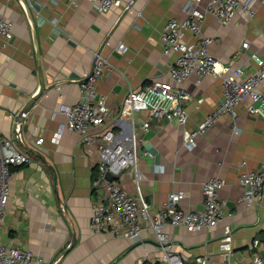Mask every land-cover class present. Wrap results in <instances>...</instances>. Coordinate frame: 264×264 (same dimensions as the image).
<instances>
[{"label":"crops","instance_id":"crops-1","mask_svg":"<svg viewBox=\"0 0 264 264\" xmlns=\"http://www.w3.org/2000/svg\"><path fill=\"white\" fill-rule=\"evenodd\" d=\"M33 3L29 13L20 0H0V16L13 22V37L0 40V127L5 137L32 156L30 164L13 169L7 215L0 227L2 242L41 257L43 262L36 264H159L164 260L147 222L137 239L91 229L94 205L102 200L94 185L98 159L87 153L76 131L66 129L58 143L52 141L59 123L66 121L62 104L79 101L81 84L101 55L112 66L97 86L112 110L108 126L137 131L136 163L142 174L137 181L134 168L127 167L112 180L132 195L142 194L155 213L175 191L186 193L183 208L201 209L203 183L211 176L222 177L225 184L218 196L224 203L223 217L217 225L198 231L168 224L171 249L186 261L207 257L208 264H251L256 255L264 259V185L248 205L242 200L245 187L240 182L242 173L264 167V115L250 111V106L260 103L246 97L235 107L236 126L226 114L212 128L185 141V132L194 131L225 98L227 72L204 77L192 73L181 84L191 96L183 105L185 123L148 111L137 113L134 123L120 120L123 100L131 89L153 81L174 83L170 67L178 52H164L161 33L171 18L186 17L187 0H124L107 11H98L92 0ZM253 7L254 16L239 9L228 25L209 14L203 26V34L213 38L210 54L231 69L242 66L246 76L258 70L253 53L264 60L263 0H255ZM195 39L187 33L188 41ZM120 42L126 51L118 48ZM43 79L46 90L23 119L19 114L40 91ZM145 120L150 123L147 130ZM41 136L45 140L37 144ZM228 231L230 253L222 247Z\"/></svg>","mask_w":264,"mask_h":264},{"label":"built area","instance_id":"built-area-1","mask_svg":"<svg viewBox=\"0 0 264 264\" xmlns=\"http://www.w3.org/2000/svg\"><path fill=\"white\" fill-rule=\"evenodd\" d=\"M71 1L76 3L77 0ZM92 1L98 11H107L112 7L120 6L124 0ZM254 1L187 0L184 8L186 17L171 18L161 33L164 52H178L177 58L170 67V77L174 83L153 81L137 89H131L123 100L120 120L134 123L137 113L148 111L150 115L158 118L170 121L177 119L179 123H185L187 114L183 105L191 96L181 84L192 73L204 77L208 74L222 75L227 72V75L223 76L225 98L194 131L185 132V141L212 128L218 119L226 114L233 118L235 125L237 118L235 107L248 96L252 97L254 102L260 103V105L250 106V111L264 115V89L260 88L264 83V60L257 52L253 53L251 57L258 62V70L255 74L246 76L242 66L231 69L210 54L209 45L213 42V38L203 34V26L209 14L228 25L239 9L254 16L256 13L253 7ZM27 3L30 8L34 5L33 0H27ZM188 32L196 38L195 41L187 40ZM12 37L13 22L0 16V40L8 42ZM245 45L249 47V42L247 41ZM118 48L122 51L127 50V46L122 42L118 44ZM111 68L109 58L97 56L92 74L81 84L79 101L74 105L62 104L60 110L66 115V121L59 123L52 136V141L58 143L66 129L76 131L80 134V140L87 153L98 159L99 175L94 185L100 192L102 200L94 205L90 220L91 229L94 232L108 229L117 237L137 239L144 229L143 222H147L154 229L157 241L164 252V260L159 264H208L207 257H197L195 260L186 261L179 253L171 249L170 237L165 227L168 224L180 225L190 231H198L217 225L224 215V203L220 200L218 192L225 184V180L220 176H211L203 183L204 201L201 209L183 208L181 203L186 198V193L175 191L158 205L155 213H152L150 204L142 194L132 195L117 182L109 179L106 176L108 172L117 174L127 167L134 168L137 181L142 179L136 163L137 131H129V129L116 131L108 126L107 122L112 116V110L108 98L100 95L97 90L100 78ZM241 77L244 78L240 79ZM52 117L54 118L55 115ZM149 125V121L143 122L144 129L147 130ZM235 126V131H238ZM20 128L21 124L16 123L17 132ZM44 140L41 136L36 143L42 144ZM148 154L147 150L143 153L145 156ZM31 162L32 156L21 150L14 139L5 137L0 127V227L7 215L13 169ZM245 163L244 161L243 164ZM240 182L245 187L242 200L248 205L253 204L264 185V167L260 171L242 173ZM228 233L223 239L222 247L230 253L232 237L230 231ZM42 262L41 257H35L27 250L5 245L0 235V264ZM251 264H264V259L256 255Z\"/></svg>","mask_w":264,"mask_h":264},{"label":"water","instance_id":"water-1","mask_svg":"<svg viewBox=\"0 0 264 264\" xmlns=\"http://www.w3.org/2000/svg\"><path fill=\"white\" fill-rule=\"evenodd\" d=\"M21 4L23 5V8L27 11V12H31V8L28 6V3H27V0H20ZM94 69V68H93ZM93 69L91 70L90 74L88 76H90L93 72ZM87 76V78H88ZM46 90V85H45V81L43 79L42 81V85H41V89L40 91H38V93H36L30 100L29 102H27V104L23 107V109L21 110L19 116L22 117L23 116V119L25 118V115L31 110V108L33 107V105L36 103V101L43 95V93L45 92ZM107 177L110 178V179H113V178H117L118 177V174H113L112 172H108L107 173ZM66 216H67V213H66ZM74 234V238H75V232L73 233ZM73 244V242L71 243V245ZM66 251H64L62 253L65 254Z\"/></svg>","mask_w":264,"mask_h":264}]
</instances>
